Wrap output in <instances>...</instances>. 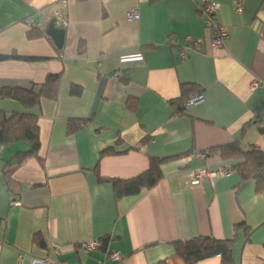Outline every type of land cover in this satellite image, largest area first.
Segmentation results:
<instances>
[{"label":"crops","instance_id":"crops-1","mask_svg":"<svg viewBox=\"0 0 264 264\" xmlns=\"http://www.w3.org/2000/svg\"><path fill=\"white\" fill-rule=\"evenodd\" d=\"M59 1L0 0V56L15 57L0 61V91L60 76L56 97L28 110L36 155L11 168L30 146L0 151V264H186L175 244L198 237L231 241L232 264H264V190L219 153L264 152V0H210L226 30L221 48L211 47L202 0H64L58 48L45 31ZM33 22L47 37H30ZM185 85L202 99L177 112ZM0 111L26 109L0 98ZM74 120L86 125L69 134ZM151 160L164 161L158 183L123 192ZM200 169L230 174L190 184ZM103 239L104 249L80 248ZM114 252L119 262L107 259Z\"/></svg>","mask_w":264,"mask_h":264},{"label":"trees","instance_id":"trees-1","mask_svg":"<svg viewBox=\"0 0 264 264\" xmlns=\"http://www.w3.org/2000/svg\"><path fill=\"white\" fill-rule=\"evenodd\" d=\"M39 26H30V37H38L41 34L45 37V32H41ZM8 58L0 56V61ZM26 59V58H25ZM60 76L48 75L43 84H32L27 89L21 88H4L0 91L1 99H14L24 105V113L6 114L0 111V151L3 146L14 142H23L30 146V150L16 154L6 167L16 168L26 158L36 155L39 148L37 117L30 111L39 105L41 98L56 97L57 83ZM201 90L194 85H185L182 88V94L176 102L178 105L183 104L192 96L200 94ZM183 107L177 111L182 112ZM86 125V121H70L68 123V133H74L76 130ZM111 151V150H110ZM222 159H236L239 161L235 169L241 175L242 180H253L256 184V191L264 190V152L250 149L242 150L236 145L222 146L219 148ZM162 160H151L149 169L135 179L123 182V192L128 195H137L145 189L153 188L161 178L160 165ZM6 167H3L2 174L7 175ZM10 178L7 184L10 183ZM117 184V181L115 182ZM123 193L118 190L117 196ZM102 249L106 247L107 240H101ZM231 241H218L209 237H198L186 242L175 244L176 254L183 259L186 264H196L210 257L218 256L221 264H232Z\"/></svg>","mask_w":264,"mask_h":264},{"label":"built area","instance_id":"built-area-1","mask_svg":"<svg viewBox=\"0 0 264 264\" xmlns=\"http://www.w3.org/2000/svg\"><path fill=\"white\" fill-rule=\"evenodd\" d=\"M202 1H203V6H201L200 12L202 15V20H203L204 26L206 28H208L209 30H212V32L214 34V37L211 41V47L212 48H221L223 46V44L225 43L226 30L222 25L218 24V22L216 20L217 7L210 0H202ZM64 6H65L64 0H60L59 2H57L56 10L52 14V16L50 17L51 20H54L55 26L57 28H60V29H65L67 27V21H66ZM137 18H138V15L136 12L130 13L128 15L129 21H135V20H137ZM29 26H39L42 29L45 28V27H42V25L39 24V22H33L32 24H29ZM186 41L189 42V45L191 47H193L196 51L200 50L201 45L199 42L190 40V38H187ZM180 57L182 59L186 57L184 52L180 53ZM259 86H260L259 83L254 82L251 86V89L252 90L256 89ZM201 99H202L201 94H197L195 96H192L191 98H189L184 103V106L188 107L191 104H194V103L201 101ZM209 154H210V152L207 151L204 153H199L197 156L199 158H203ZM229 174L230 173L226 170H218L216 172H209V171L204 170V169L196 170L192 174V179H191L190 184L198 185L203 178L211 179L214 177L229 176ZM102 245H103V243L100 240L98 242H92L90 244H83V245H81L80 248H82L86 252H91V251H95L97 249H101ZM107 259H109L112 263H116V262H119L121 260V255L117 252H114V253L107 255Z\"/></svg>","mask_w":264,"mask_h":264},{"label":"water","instance_id":"water-1","mask_svg":"<svg viewBox=\"0 0 264 264\" xmlns=\"http://www.w3.org/2000/svg\"><path fill=\"white\" fill-rule=\"evenodd\" d=\"M46 34L48 36H50L56 46L58 48H61L62 44H63V39H64V35H65V30L64 29H60V28H57L54 24V20H51L46 28Z\"/></svg>","mask_w":264,"mask_h":264}]
</instances>
